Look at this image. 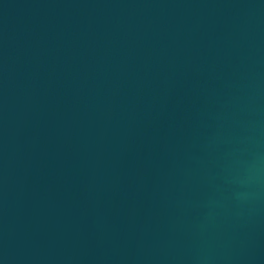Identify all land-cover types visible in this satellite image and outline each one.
Segmentation results:
<instances>
[{
	"label": "water",
	"instance_id": "obj_1",
	"mask_svg": "<svg viewBox=\"0 0 264 264\" xmlns=\"http://www.w3.org/2000/svg\"><path fill=\"white\" fill-rule=\"evenodd\" d=\"M0 264H264V0H0Z\"/></svg>",
	"mask_w": 264,
	"mask_h": 264
}]
</instances>
